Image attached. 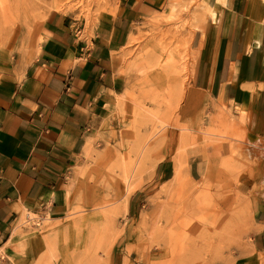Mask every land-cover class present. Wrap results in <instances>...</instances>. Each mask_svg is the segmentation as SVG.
<instances>
[{"label":"crops","instance_id":"1","mask_svg":"<svg viewBox=\"0 0 264 264\" xmlns=\"http://www.w3.org/2000/svg\"><path fill=\"white\" fill-rule=\"evenodd\" d=\"M170 1L105 0V8L96 11V4L88 17L52 8L33 25L30 40L23 36V53L8 50L0 65V254L11 264H40L52 236L45 233L66 232L68 178L122 83L121 50L135 36L134 26L166 13ZM199 1L189 16L198 24L189 35V91L238 138L219 144L217 153L202 142L186 148V171L199 182L233 174L252 211L247 264H262L264 0ZM172 173V158L155 163L154 178L166 181ZM138 201L130 198L128 215L140 211ZM28 214L51 227L42 232L23 225Z\"/></svg>","mask_w":264,"mask_h":264},{"label":"rangeland","instance_id":"2","mask_svg":"<svg viewBox=\"0 0 264 264\" xmlns=\"http://www.w3.org/2000/svg\"><path fill=\"white\" fill-rule=\"evenodd\" d=\"M104 3L0 0V65L8 50L23 53V36L30 40L33 25L52 8L88 17ZM199 8V0H178L170 20L160 13L134 26L135 42L120 53L122 83L105 106L89 156L77 161L68 178L72 207L63 223L66 232L45 233L52 236L40 264L249 263L252 211L235 188L236 178L227 173L199 182L186 171V148L202 142L217 153L219 144L238 138L234 129L218 125L220 113L210 112L189 91L194 28L189 16ZM164 157L173 160L166 181L153 177L155 163ZM132 196L139 198L140 211L128 215ZM31 217L23 225L42 232L51 227ZM0 264L11 263L0 254Z\"/></svg>","mask_w":264,"mask_h":264},{"label":"bare ground","instance_id":"3","mask_svg":"<svg viewBox=\"0 0 264 264\" xmlns=\"http://www.w3.org/2000/svg\"><path fill=\"white\" fill-rule=\"evenodd\" d=\"M178 5V0H171L170 1V3H169V9H168V11L166 12V14L164 15V17L167 19V20H170L173 16V11L175 10V7ZM202 6H204V5H202ZM168 7V6H167ZM206 8L205 9H207L210 13H212L211 12V8H209L208 6H205ZM203 10V9H202ZM198 11V10H197ZM213 11V10H212ZM199 14V13H198ZM207 14H209V13H207ZM162 20V19H161ZM194 27H195V24H194ZM198 27V26H197ZM160 34V33H159ZM163 34V33H162ZM156 35V34H155ZM158 35V34H157ZM161 36V35H160ZM156 37V36H155ZM151 38V37H150ZM154 38V37H153ZM181 40V39H180ZM160 41V40H159ZM130 42L131 43H134L135 42V36H131V38H130ZM156 43V42H155ZM154 46V45H153ZM152 46V47H153ZM151 48V47H150ZM171 49V48H170ZM162 50V49H161ZM153 51V50H152ZM165 53H167V55L169 54V52H168V50L166 51H164ZM164 52H163V54H164ZM154 53V52H153ZM191 53V52H190ZM157 55V54H156ZM176 55H178V54H176ZM147 56V55H146ZM148 56H149V54H148ZM160 56V55H159ZM170 56V55H169ZM168 56V57H169ZM150 57V56H149ZM152 57V56H151ZM154 57H155V55H154ZM167 57V58H168ZM191 57H192V55H191ZM149 59V58H148ZM151 59V58H150ZM164 59V58H163ZM172 59V58H171ZM192 59V58H191ZM173 60V59H172ZM159 61V60H158ZM176 61V60H175ZM172 64V63H171ZM182 83V82H181ZM211 106V105H210ZM243 115V114H242ZM91 144V143H90ZM90 149V147L88 146V147H86V150H85V152H84V154L86 155V156H89V151H91V150H89ZM164 230V229H163ZM170 238V237H169ZM167 243V242H166ZM162 244V243H161ZM159 244H157L156 246H158ZM161 246V245H160ZM164 247V246H163ZM158 248V247H157ZM167 248H168V246H167ZM178 257V256H177ZM168 258V257H167ZM176 259V258H175ZM178 260V259H177ZM179 261V260H178Z\"/></svg>","mask_w":264,"mask_h":264}]
</instances>
